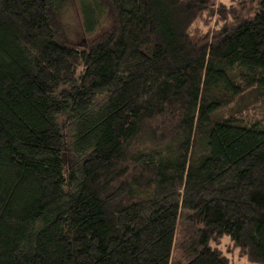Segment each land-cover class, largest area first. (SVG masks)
<instances>
[{
  "label": "trees",
  "instance_id": "1",
  "mask_svg": "<svg viewBox=\"0 0 264 264\" xmlns=\"http://www.w3.org/2000/svg\"><path fill=\"white\" fill-rule=\"evenodd\" d=\"M224 243L264 264V0H0V264Z\"/></svg>",
  "mask_w": 264,
  "mask_h": 264
},
{
  "label": "rangeland",
  "instance_id": "2",
  "mask_svg": "<svg viewBox=\"0 0 264 264\" xmlns=\"http://www.w3.org/2000/svg\"><path fill=\"white\" fill-rule=\"evenodd\" d=\"M222 1L228 2L230 0H222ZM67 17H68V21H69V27H68L67 34L70 37V40L75 45L80 46L83 44V38L81 37L82 36V32H81L82 27H81L80 17L75 12L69 13V16H67ZM241 107H242V110H244L242 103H238L237 105L233 106L232 108L235 109L234 113L242 112ZM223 249L225 251L228 250L227 245L225 243L223 244ZM229 251H230V249H229ZM229 251H227V253L231 257L232 264H249L244 260V258L240 257L238 254H234L231 251L230 252Z\"/></svg>",
  "mask_w": 264,
  "mask_h": 264
}]
</instances>
